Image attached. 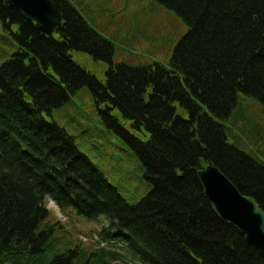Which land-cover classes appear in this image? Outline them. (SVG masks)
<instances>
[{
    "label": "trees",
    "instance_id": "trees-1",
    "mask_svg": "<svg viewBox=\"0 0 264 264\" xmlns=\"http://www.w3.org/2000/svg\"><path fill=\"white\" fill-rule=\"evenodd\" d=\"M53 1L65 18L57 38L0 0L19 50L0 67V264H115L120 244L142 264H264V252L213 212L198 178L216 166L264 211V162L229 142L241 96L264 105V0H155L188 31L168 66L141 68L113 67L114 43ZM79 55L109 64L104 80ZM83 90L98 109L90 126L122 136L141 163L151 190L137 205L51 120ZM48 199L102 219L98 247L49 225Z\"/></svg>",
    "mask_w": 264,
    "mask_h": 264
},
{
    "label": "rangeland",
    "instance_id": "rangeland-1",
    "mask_svg": "<svg viewBox=\"0 0 264 264\" xmlns=\"http://www.w3.org/2000/svg\"><path fill=\"white\" fill-rule=\"evenodd\" d=\"M82 16L104 37L115 45L113 63L130 67H144L153 61L167 65L175 49L187 34L186 24L176 13L167 10L155 0H69ZM18 51L17 42L0 22V66ZM76 62L101 78L109 70L106 63L96 62L87 56H76ZM240 109L235 112L240 128L235 129L231 144L257 160L264 162V105L258 100L241 96ZM54 113V120L77 140L80 151L108 178L131 205H137L151 187L144 178L141 163L122 136L106 129L103 136L95 121L97 106L89 93L83 90L77 97ZM51 223L57 222L55 214ZM58 220L64 225L65 239L81 243L86 249H96L97 232L102 225L88 223L72 215ZM107 250H115L102 244ZM122 260L117 264H139L119 245Z\"/></svg>",
    "mask_w": 264,
    "mask_h": 264
},
{
    "label": "water",
    "instance_id": "water-1",
    "mask_svg": "<svg viewBox=\"0 0 264 264\" xmlns=\"http://www.w3.org/2000/svg\"><path fill=\"white\" fill-rule=\"evenodd\" d=\"M13 7L22 9L28 20H35L40 28L51 31L59 20L48 0H9ZM212 208L225 223L246 236L249 245L264 251V212L252 198L243 196L217 168L209 167L199 173Z\"/></svg>",
    "mask_w": 264,
    "mask_h": 264
}]
</instances>
